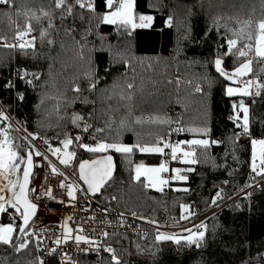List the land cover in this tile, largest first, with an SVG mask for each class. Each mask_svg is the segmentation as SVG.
Listing matches in <instances>:
<instances>
[{
    "label": "trees",
    "instance_id": "obj_1",
    "mask_svg": "<svg viewBox=\"0 0 264 264\" xmlns=\"http://www.w3.org/2000/svg\"><path fill=\"white\" fill-rule=\"evenodd\" d=\"M12 2L15 7L0 5V108L3 106L14 115L18 125L39 133L52 147H62L59 141L66 134L75 136L79 133L80 130L71 121L74 113L98 127H105L106 120H114L112 131L106 129L105 134L109 137L115 135L114 130L122 117L132 121L142 117L145 123L135 125L141 134V142L154 143L157 134L167 142L201 138L187 129L205 126L210 129L212 139L224 142L219 147L209 148L207 160L197 149L199 162L191 166L192 172L184 173L188 181L179 184L188 188L187 192L172 188L158 192L131 180L134 165L158 166L166 155H147L139 151L127 157L113 154L117 165L115 179L104 195L97 198L100 201L108 202L111 197L120 203L124 200L130 210L152 219H159L163 210L167 209L171 218L181 220V205H188L197 216L192 218L195 221L199 219L198 215L210 208L211 198L218 189H222L224 196L213 207V216L205 221V241L199 249L185 243L157 242L153 234L144 240L130 238L126 234L110 237L107 244L115 248L124 264H241L242 260L249 261L258 254H264V189L254 190L250 206L243 201L226 204L227 198L245 184L250 172L248 140L242 138L233 151V142L227 139L232 136L234 128L229 120L233 114L232 105L234 102L238 105L241 97L226 96L222 80L209 89L201 79L206 72L216 78L210 61L216 46L225 44L221 37H231L233 30L241 28L247 32L250 27L254 43L258 22L264 19V0H136L137 15L150 14L154 20L150 28H137L131 37L118 32L115 26L97 25L94 20L90 25L88 11L78 8L76 18L67 17L63 25L60 12L56 10L51 21L54 27L49 29L46 18L37 22L25 13L39 15L41 9L52 11L49 7L52 0ZM97 11H103L99 4ZM169 15L173 17L171 26L164 23ZM27 23L33 27L31 36L36 37L35 55L32 49H28L25 55L18 47H4V43L18 44L15 34L23 30ZM189 28L190 36L186 34ZM40 29L49 33L43 44L40 42ZM66 29L69 34H66ZM87 29H90L91 35L81 55L77 41ZM208 29L211 31L205 38L204 32ZM47 39L54 43L49 45ZM205 62H209L207 67L203 66ZM234 66H237L236 58L227 57V70L231 71ZM252 67L254 71H259L264 64L254 61ZM19 68L41 73L35 90L26 89L23 102L15 98L14 91L8 92L2 87L4 80L17 79L14 73ZM89 72L97 78L96 90L92 93L84 90L76 98L72 89L77 85L86 89V74ZM198 83L204 94L195 92ZM128 84H132L133 88L129 89ZM178 99L180 103H177ZM244 100L250 107L254 134L260 136L262 130L256 122L264 120V98L257 97L255 104L250 98L245 97ZM150 117L167 118L168 122H149ZM174 120L179 121L177 127H183L185 131L171 135L170 124ZM84 139L88 142L86 136ZM136 139L132 132L123 133L125 144H133ZM73 148L75 143L69 146V150ZM226 150L229 153L227 156ZM225 157L227 168L224 167ZM224 181L228 183L224 184ZM7 222L8 217L1 215V223ZM137 247H151L156 256L153 258L147 253L139 255ZM37 255L44 264H59L54 259H46L41 252L37 253L33 241L27 250L19 254L0 246V264H29ZM109 260L108 253L101 263H97L90 254L76 259L78 264H109ZM252 264L256 261L252 260Z\"/></svg>",
    "mask_w": 264,
    "mask_h": 264
},
{
    "label": "snow or ice",
    "instance_id": "obj_2",
    "mask_svg": "<svg viewBox=\"0 0 264 264\" xmlns=\"http://www.w3.org/2000/svg\"><path fill=\"white\" fill-rule=\"evenodd\" d=\"M103 9V11H97V5ZM0 5L5 7H15L12 0H0ZM52 11H45L41 9L40 14L35 13L29 15L30 19H34L40 22L42 19L49 21V29L53 28L54 25L51 21L55 18V11L60 12V21L63 22L67 17L76 18V9L87 10L89 13V24L91 25L94 20L97 25H111L115 26L118 32H122L125 36L131 37L135 29H146L150 28L154 20L153 15L150 14H139L136 13V0H52L49 6ZM19 15V12L17 13ZM173 17L169 15L164 23L171 26ZM250 25V22H249ZM217 27V35L220 33ZM66 34H69V30H65ZM72 31H75L72 29ZM211 29L204 32L205 38L208 37ZM33 27L30 23L24 25L23 30H18L15 34L18 44H7L3 46L6 48L18 47L19 50L27 55L28 49L33 50L35 55V41L36 37L31 36ZM186 34L190 36V28L186 30ZM49 33L40 29L39 37L40 42L43 44ZM91 35L90 29L85 30L81 36V40L77 41V44L81 50L87 47V38ZM225 40L224 45H217L216 51L214 52L213 59L210 61L211 67L217 74L216 78L210 73H204L201 79L207 83L209 89L219 81L225 83L224 93L228 97L240 96V102L237 105L235 102L232 105L233 114L229 116V120L233 123L234 128L232 136L227 139L232 141L233 151L238 147V141L242 138L248 140L250 146V178L255 180L256 177L264 179V120H259L261 128L260 136H256L253 131V120L250 114V107L245 103L244 98H250L252 103H256V98H264V68H260L259 71L253 70V62L256 61L260 64H264V19L259 20L257 28L255 30V37L253 43V32L249 27V30L245 32L243 28L239 30H233L231 37H221ZM240 42V43H238ZM47 43L52 45L53 40L47 39ZM226 46V48H225ZM229 56L236 58L237 66H234L231 71L225 67V59ZM242 61V62H240ZM128 63L127 60L124 61ZM209 62H205L207 67ZM251 78L244 79L245 77ZM14 75L17 79H6L2 83V87L5 91L15 92V98L23 102L25 99V93L27 88L35 90L37 83L40 81L41 73L36 71H30L27 68L17 69ZM235 84L236 86H230ZM97 87V78L92 72L86 74V89H81L79 85L75 86L72 90L76 94V98H79L80 93L87 90L89 93L95 92ZM129 89L133 88L132 84H128ZM195 92L198 94H204V89L198 83L195 86ZM128 99H131L129 95ZM87 103V99H84ZM43 103V99H41ZM71 103V101H67ZM180 103V100H177ZM39 104L36 106L39 108ZM91 119V113L89 114ZM71 121L74 127L80 131L77 135L71 136L66 134L63 140L59 141L62 147H52L45 140L48 149L52 155L56 156L60 165L64 166V170L61 171L55 163L49 158L47 152H42L34 143L38 138L39 133H33L27 130L26 127L21 129L17 126L15 129L11 126V118L7 112L0 109V215L7 216V223H0V246H6L11 249L15 254H19L29 248L30 244L35 237V251L39 253L41 251V245L43 239L37 234L36 230L32 228L30 221L34 222V218L38 214L39 202L44 198L52 199L58 204L65 203V200H58L54 195V189L52 186L41 185L42 191H38L35 187L30 186V181L34 180L36 173L34 168L40 166V161L34 162V157H39L41 161H46L48 169L44 172V178L47 179L49 174L57 178L58 187L61 192L64 193L66 201L71 204L73 201L79 199L85 200L86 203L90 199L97 196L102 197L107 191L108 186L115 179V162L113 154H120L122 156H129L135 151H139L142 154H164L166 149H170L171 160H179L182 164L188 165V167L172 168L169 169L165 163H160L155 167H146L141 164H137L133 169L131 180L140 182L144 187H151L158 191H163L165 185H171L175 182L188 181L186 172H192V165L199 162L197 156V149L199 153L207 160L208 150L211 146H221L224 142L212 139L209 135L210 129L208 127L200 128H188L187 131L199 135L201 138H192L182 141H177L175 144L164 140L162 135L157 134L156 141L154 143L141 142L140 133L137 131L135 125H143L145 120L137 118L132 121L128 117H122L115 128V135L109 137L106 135V129L112 131L111 124L114 120H106L105 127H98L88 123L83 117L77 114H73ZM149 122L153 123H167V118L161 119L160 117L149 118ZM82 123V126H81ZM179 121L177 124L179 125ZM178 132H183V127H177L174 129ZM11 131L21 132L22 135L12 136ZM132 132L136 137V141L133 144H125L123 142V133ZM152 135V133H146ZM85 136L88 142H85ZM234 138V139H233ZM75 143V148L69 150V146ZM182 145H186L185 149ZM63 149V150H62ZM226 150V156H227ZM87 156L88 158H83ZM234 159L238 160L237 157ZM74 161H78L77 164ZM224 167L227 168V160L225 157ZM71 168L72 171L69 173L67 170ZM50 169V173H49ZM22 170V178L20 172ZM168 173V176L164 174ZM69 176L73 177L72 182L69 181ZM15 177V179L13 178ZM143 178V179H142ZM79 182V183H78ZM227 184L228 181H224ZM258 186V185H257ZM246 187H253L252 183L246 184ZM177 191H189L188 188L176 189ZM246 196H251V193H246ZM224 198L222 189H218L215 195L211 198V203L216 206L219 201ZM115 199V197H112ZM182 213L181 217L186 218L185 209H187V216L195 215L191 211V206L181 205ZM107 213L108 209H104ZM123 216V213H121ZM135 216V213H133ZM70 219L65 218L63 227V235L55 236L52 244L55 247H51L47 250L49 255H55L61 251V245L67 244L70 239H73L72 232L75 231L77 234L74 236V241L77 246L83 242L85 247L80 249L77 247V251L88 252L89 250L99 251L102 241L100 239H94L91 236L81 234L83 229L77 226L75 229L68 227L67 221ZM92 219H95L93 217ZM152 223V221H149ZM198 230L190 232L186 236L168 235L165 233H158L155 237L157 242L160 241H173L177 245L183 241L189 247L195 246L197 249L202 247L205 241L206 224L202 222L196 226ZM187 231V230H186ZM109 236L108 232L100 233V237L106 240ZM103 251L109 254V264H124V260L117 255L115 248L111 244H105ZM147 255L151 257L156 256V252L150 247L148 249H142L137 247V254ZM7 258H5V261ZM252 260L256 261V264H264V254H258L257 257L251 258L249 261H241V264H252ZM29 264H44L42 258L38 255L34 261ZM59 264H78V261L71 259L68 253L64 252L61 255Z\"/></svg>",
    "mask_w": 264,
    "mask_h": 264
},
{
    "label": "built area",
    "instance_id": "obj_3",
    "mask_svg": "<svg viewBox=\"0 0 264 264\" xmlns=\"http://www.w3.org/2000/svg\"><path fill=\"white\" fill-rule=\"evenodd\" d=\"M0 109H3L5 112H7L3 106H1ZM8 115L10 116L11 123L14 125V127L16 128L19 126L14 115L9 113ZM181 119L182 118H179V120ZM176 128L177 122L174 120L170 124L171 135L178 133V131L174 130ZM19 134L22 135V131L19 132ZM34 143L42 152H47L49 158L61 171L64 170V166L59 164L56 156L52 155L51 151L48 149V145H46L45 139L43 137L38 136ZM34 160L40 161V166L35 167L36 175L34 180H32L31 187H35L38 191H42L41 185L52 186L55 190L54 195L57 197V199L65 200V203L58 204L52 199L44 198L39 202V210L34 222H31L32 228H34L37 234L43 239L40 252L46 259H54L59 263L61 255L66 252L68 253V256L75 261L80 255L90 254L92 257H94L97 263H101L106 254V252L103 251L104 245L107 244V241L110 237L118 234H126L130 238H140L144 240L149 234L157 235L158 233H165L168 235L186 236L190 234V232L204 230L197 229L196 226L200 225L202 222L205 223V218L200 220L196 219L195 221L190 219L188 222L182 219L177 220L175 218H171L170 214H168L167 211H164L159 219H152L143 216L136 211L116 207L112 198H110L108 202L100 201L97 199L98 197L92 198L88 203H86L83 199H79L78 202L73 201L71 204H69L66 201L64 193L61 192L58 187L57 178L53 177L51 174H49L47 179L44 178V172L46 169H48L47 162L41 161L39 157H34ZM74 163L76 164L75 161ZM178 164L179 162L177 160L172 163V165ZM67 171L70 173L72 169L69 168ZM72 180L73 177L69 176L68 182H72ZM248 183H252L253 187H246V184ZM255 189H264V179L261 177H256L253 181L251 180L250 175H248L245 184L233 196L227 198L226 204L232 202L240 204L243 201L246 202L248 206H250ZM249 192L251 193V196H246L245 194ZM105 208L108 209L107 213L104 211ZM121 213H123V216H121ZM133 213H135V216H133ZM69 217L70 219L67 221L69 228L75 229L77 226H80L83 229L81 234H85L91 236L94 239H100L102 241L99 251L89 250L88 252H78L77 247L83 249L90 246L83 244V242L77 246L74 241V236L77 233L73 231V239H70L67 244H62L60 252H57L55 255L48 254L47 250L51 247H55V245L52 244V241L55 238L53 234L56 236L63 235L64 229L61 227V225L64 224L65 218ZM93 217H95V219H92ZM149 221H152V223ZM105 231L109 233V236L106 240H103V238L100 237V233ZM33 243L35 244V237H33Z\"/></svg>",
    "mask_w": 264,
    "mask_h": 264
},
{
    "label": "rangeland",
    "instance_id": "obj_4",
    "mask_svg": "<svg viewBox=\"0 0 264 264\" xmlns=\"http://www.w3.org/2000/svg\"><path fill=\"white\" fill-rule=\"evenodd\" d=\"M153 23V22H152ZM248 78H250V77H245L244 79H248ZM230 86H236L235 84H231ZM238 96V95H237ZM246 103V102H245ZM18 124V123H17ZM11 126H12V128L13 129H15V127H14V125L11 123ZM20 126V125H19ZM21 127V129H23V127L22 126H20ZM12 132V133H11ZM10 132V135H12V136H19L20 134L18 133V132H16V131H11ZM39 136H41V137H43L42 135H40L39 134ZM44 138V137H43ZM192 139V138H191ZM183 140H187V139H183ZM182 141V140H181ZM86 142V141H85ZM177 142V141H176ZM176 142H171V143H173V144H175ZM49 143V142H48ZM50 144V143H49ZM51 145V144H50ZM182 147H184L185 149L187 148V146L186 145H182ZM63 150V149H62ZM155 153H152V154H150V155H154ZM147 155H149V154H147ZM161 155V154H160ZM162 155H166L167 157H166V159H164L163 160V163H165V165L169 168V169H172V168H181V169H184V168H186V167H188V165H184V164H182L179 160H177L178 162H179V164L178 165H172V163L174 162L173 160H171V157H170V149H168V151H166L165 150V153L164 154H162ZM75 162H77V161H75ZM141 165H144V166H146V167H155V166H153V165H145V164H142V163H140ZM137 165V164H136ZM136 165H134L133 166V169L135 168V166ZM193 166V165H192ZM21 174H22V170H21ZM21 174H20V176H21ZM184 174V173H183ZM165 176H168L169 174L168 173H165L164 174ZM14 179H15V177H13ZM143 179V178H142ZM180 183H184V182H175V183H173V184H171V185H165L164 187H163V191H165V190H168V189H173V190H176V189H182V188H184V187H181V186H179V184ZM149 189H151V190H154V191H158V190H156V189H153V188H151V187H148ZM158 192H162V191H158ZM112 198V197H111ZM114 200V202L116 203L115 205H116V207H118V208H126V209H129L128 207H127V205H126V203H125V201L123 200L121 203L120 202H118V200H116V199H113ZM186 206H188V205H186ZM213 207L215 208V206H213V205H211L210 206V208L209 209H207L205 212H203V213H201L200 215H198V218H199V220L200 219H203V218H205L204 220H208V219H210L212 216H213V214L215 213V210L213 209ZM130 210V209H129ZM163 211H168L167 209H165V210H163ZM185 216H186V218H182V220H184V221H190V219H192L193 217L194 218H197V216L196 215H192V216H187V209H185ZM207 218V219H206ZM0 223H1V215H0ZM206 236V235H205ZM181 243H184L183 241H181Z\"/></svg>",
    "mask_w": 264,
    "mask_h": 264
},
{
    "label": "water",
    "instance_id": "obj_5",
    "mask_svg": "<svg viewBox=\"0 0 264 264\" xmlns=\"http://www.w3.org/2000/svg\"><path fill=\"white\" fill-rule=\"evenodd\" d=\"M34 162H35V160H34ZM114 162H115V175H116L117 165H116L115 157H114ZM77 166H78V165H77ZM34 172H35V168H34ZM21 178H22V174H21ZM31 184H32V180L30 181V186H31ZM97 197H100V196H97ZM97 197H95V198H97ZM34 219H35V218H34ZM30 224H31V221H30Z\"/></svg>",
    "mask_w": 264,
    "mask_h": 264
}]
</instances>
